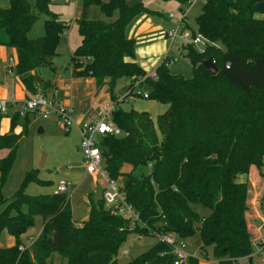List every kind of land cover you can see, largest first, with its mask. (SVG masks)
<instances>
[{"label":"trees","instance_id":"trees-1","mask_svg":"<svg viewBox=\"0 0 264 264\" xmlns=\"http://www.w3.org/2000/svg\"><path fill=\"white\" fill-rule=\"evenodd\" d=\"M6 2L7 7L0 8V47L16 52V64L9 70L22 84L26 99L47 96L52 87L37 76V70L54 71L52 58L66 25L49 10L51 0ZM261 2L204 0L196 18L198 34L206 40L204 51L199 53L192 44L183 49L191 78L168 73L164 60L155 68L156 78L150 79L135 61L136 41L127 30L139 17L156 12L140 1L83 0L77 20L79 42L70 58L71 77L92 79L96 92L105 89L111 99L116 98L119 80L128 82L126 97L132 91L136 96L134 90L146 86L147 99L168 105L155 121L146 113L116 107L112 121L121 135L105 136L98 143L104 171L119 184L138 220L131 225L106 208L101 198L91 203L87 219L75 224L66 194H25L30 183L50 185L37 179L34 171L26 173L17 192L4 201L1 188L18 142L36 117L13 113L9 131L0 134V150L7 151L0 158V241L6 235L14 243L0 247V264H51L53 253L66 264H117L118 250L130 234H174L182 240L197 234L203 260L210 248L214 264L241 258L251 264L255 246H264L251 225L257 209L251 203L248 180L252 168L264 180L260 172L264 168V14L254 10ZM90 7L101 17L89 18ZM36 14L47 16L44 35L30 39ZM191 37L196 36L191 33ZM206 60L217 67L216 75L202 66ZM133 81L139 84L133 87ZM17 127L19 134L14 133ZM140 168L148 171L136 177L134 172ZM241 176L245 181H240ZM36 218L41 232L21 251L20 238L35 226ZM173 260L170 246L157 239L126 264H173ZM197 262L189 258V264Z\"/></svg>","mask_w":264,"mask_h":264},{"label":"rangeland","instance_id":"rangeland-1","mask_svg":"<svg viewBox=\"0 0 264 264\" xmlns=\"http://www.w3.org/2000/svg\"><path fill=\"white\" fill-rule=\"evenodd\" d=\"M140 1L147 9L156 12V14L148 16L151 26L157 28L154 32L148 35L137 36L136 40V59L135 61L144 68L147 74L155 71V68L161 63L166 61L167 72L172 75H180L184 78H191L192 70L188 59L184 56V47L191 44V33L195 36H200L197 31L196 18L201 13V8L204 3L203 0H194L191 4L180 5L175 1L164 0H128L129 4H134ZM83 0H51L49 10L59 16V20L64 22L66 28L60 37L59 45L56 49V55L52 58V65L54 71L48 68H41L37 70V76L44 82L53 86L56 85L58 90V100L63 102H79L83 105H88L86 112L92 115L96 114L100 107L99 105L108 104L114 105V108L119 107L124 111H134L136 113H146L152 121L166 112L168 105L161 104L152 99H143L141 96H133V91L129 97H126L124 87L128 82L119 80L115 87L114 93L116 98L111 99L110 95L105 89L100 90L98 93L96 89H91V86L83 83V89L80 90L81 96L72 101L70 97V86L74 83L71 77V55L74 48L78 44L77 37V20L80 18ZM6 0H0V8L6 7ZM171 15V17H169ZM89 18L101 17L94 7L88 10ZM259 18V15L256 16ZM47 16L44 14H36V20L32 24L28 37L30 39H38L44 35V22ZM136 21V20H135ZM135 21L128 27L129 30L134 25ZM180 23V30L173 38L166 35L168 33H175V30ZM183 29V30H182ZM183 34H187V38H183ZM205 40V39H204ZM148 41V42H146ZM206 41V40H205ZM151 48V51L146 52ZM221 48V47H220ZM11 50V49H8ZM11 55L6 56V63L0 65V74L9 70ZM15 61V57H13ZM12 65V64H11ZM84 80V79H83ZM4 87L8 91V99L13 96V80L12 76L7 75L5 78ZM67 86H66V85ZM139 84L133 81V87ZM92 90L93 93L89 95L88 91ZM143 94L148 93L146 86H141L135 93ZM53 90L48 93L52 95ZM57 94V93H55ZM10 101V100H9ZM61 101V102H62ZM99 103V105H97ZM117 105V106H116ZM71 107V106H70ZM96 108V109H95ZM93 109L95 111L93 112ZM74 110V109H73ZM13 109L9 110L6 115L2 116L1 127L5 125L9 129L10 116ZM92 111V112H91ZM78 113L73 112L72 121H78ZM87 120V119H84ZM7 129V131H8ZM41 129V132L38 130ZM20 127L15 129V134L20 133ZM79 134L75 126H72L69 132H65L53 119H42L40 115L31 118L30 125L28 126L27 133L23 135L19 142L15 153L14 163L7 176L5 184L1 188V195L4 201H9L11 197L19 189L26 173L34 171L37 179L44 182H50V185L39 186L35 183L28 184L24 192L28 196H43L55 194L57 184L60 180L67 182V192L71 207V219L75 224H80L87 219L91 203L102 198V190L104 184L97 181L96 178L85 174L82 167V155L79 148ZM7 151L0 150V158H5ZM43 159L44 165L40 166ZM129 172V168L123 169ZM148 168H140L134 172L138 177L141 173H146ZM264 174V168L260 169ZM240 181H245L244 177L239 178ZM249 180V193L252 195L251 203L259 211L264 220V202L261 198L264 195V180L260 178L259 171L252 168ZM117 183V182H116ZM253 186V188H252ZM262 190V191H261ZM259 191H261L259 193ZM3 205L0 206V210ZM113 212V211H112ZM114 213V212H113ZM262 213V214H261ZM260 218H254L252 228L259 232ZM264 225V224H263ZM42 225L39 218L35 219V226L21 236V246L19 250L23 251L24 248L29 247L30 244L36 239L41 232ZM264 230V226H262ZM261 233V232H260ZM264 234V232H262ZM256 235V232H254ZM157 241L156 236H137L130 234L126 241L120 246L116 261L117 264H126L132 259L138 257L142 253L149 250ZM264 241V240H263ZM185 245V252L190 257L196 258L198 261L209 263L213 261L210 248L207 250L208 258L202 259V252L200 250V240L198 235H194L188 239L182 240ZM14 240L4 235L0 241V247H11ZM264 243V242H263ZM49 262L51 264H66L57 253H53ZM214 263V262H213ZM251 264H264V256H253Z\"/></svg>","mask_w":264,"mask_h":264},{"label":"built area","instance_id":"built-area-1","mask_svg":"<svg viewBox=\"0 0 264 264\" xmlns=\"http://www.w3.org/2000/svg\"><path fill=\"white\" fill-rule=\"evenodd\" d=\"M193 1L190 0L189 4ZM179 30L180 23L175 33H168L166 36L173 38ZM183 38H187V34H183ZM191 44L199 53H203L206 41L201 36H196L191 40ZM147 77L155 79V71L149 72ZM135 94L136 96H141L143 99H147L148 97L147 92L140 94L137 91ZM11 109H13L12 114L17 113L19 117L28 114L32 117L40 115L42 119H53L66 133L71 130L72 126H75L80 138L79 148L82 155L83 170L85 174L96 178L97 181H101L104 184L101 196L106 208L111 209L114 214L127 219L131 225L138 220L136 212L125 202L119 184L116 181L110 180L104 171L103 157L98 147V143L103 137L121 135L120 130L112 121V113L115 109L114 105L102 104L92 118L78 120L77 122L72 121L73 108L64 105L56 97L50 95L37 94L28 99L24 98L18 101L0 99V113L2 115H6ZM67 189V182L60 180L54 193L65 194ZM157 239L170 246L171 254L174 257L173 264H189L190 256L185 252V245L182 239H179L174 234L160 235L157 236ZM258 255L264 256V246L256 245L254 253L250 258L252 259L253 256ZM231 264H248V258L237 259Z\"/></svg>","mask_w":264,"mask_h":264},{"label":"crops","instance_id":"crops-1","mask_svg":"<svg viewBox=\"0 0 264 264\" xmlns=\"http://www.w3.org/2000/svg\"><path fill=\"white\" fill-rule=\"evenodd\" d=\"M6 4H7V2H6ZM156 29L157 28H155V27L153 28L151 26V22L149 21L148 16L143 15L135 21L134 25H132V27L129 30L130 33L128 36H129V38H133V39H137V36H139V37H142V39L144 40L145 38L142 35L146 36L149 33L154 32ZM146 42H148V41H146ZM149 51H151V48L146 50L147 53ZM7 55L12 56V58H9V61L12 65L9 64V66H7V67L12 68L16 64V52L13 49L8 50V48L0 47V65H3L6 63V56ZM13 57H15V61H13ZM7 75L12 76V74L9 72V70L7 72H5L4 74H3V72H2V74H0V99L6 100V101H9V100L10 101H12V100L18 101V100L24 99L25 98L24 88H23L22 84L20 83V81L17 78H14L13 76H12L13 96L11 99H8L9 98L8 91L4 87V83H3L5 81V78ZM72 79H74V78H72ZM72 81L74 82L70 86V97L73 98L72 101H74V100L76 101V99H78V97L81 96L80 90L83 89V83L86 82V84L91 86V89H94V84H93L92 79H84V80L83 79H74ZM52 90H53V93L51 96L57 97L59 99V96H58V90L59 89L56 87L55 84H53ZM55 93H57V94H55ZM88 93H89V95H91L93 93V91L90 90V91H88ZM60 101H62V100H60ZM62 103L66 106H71V108L74 109V112L78 113V117H79L78 120H82V119L88 120L92 116L86 112L88 105H83V104H80L79 102H77L75 104L74 102H69V101H67V102L62 101ZM97 105H99V103ZM95 109H93V112L95 111ZM0 125H1V122H0ZM9 126H10V124H9ZM7 129L8 128L6 127V125L3 128L0 126V134H6L9 131V129H8V131H7ZM14 133H17V132H15V130H14ZM251 170L252 169H250V174H251ZM252 188H253V186H252ZM258 213H260V212L258 210H255L254 218H260V220H261L260 222H263V224H264V220L262 218V215L259 216ZM257 224H260L259 225L260 226L259 227V234H260L259 241L264 242L263 241L264 240V234L262 233V232H264V230L262 229V226H264V225L261 223H257ZM213 262H214V260L212 262H209V263H204V262L198 261L197 264H214Z\"/></svg>","mask_w":264,"mask_h":264},{"label":"water","instance_id":"water-1","mask_svg":"<svg viewBox=\"0 0 264 264\" xmlns=\"http://www.w3.org/2000/svg\"><path fill=\"white\" fill-rule=\"evenodd\" d=\"M254 10H255L258 14L263 15V14H264V2H261V3L257 4V5H255ZM202 66H203V67H204V68H205V69H206V70H207L212 76L216 75L217 72H218L217 67L214 65V63H213L211 60L203 61V62H202ZM32 75H34V72H32ZM36 81H37L38 83H40L39 78H36ZM38 132H41V129H39ZM43 165H44V162H43V159H42V161H41V163H40V166L43 167Z\"/></svg>","mask_w":264,"mask_h":264}]
</instances>
